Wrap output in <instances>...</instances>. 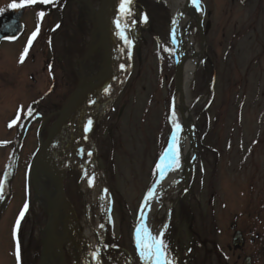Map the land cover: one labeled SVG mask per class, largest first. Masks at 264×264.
I'll return each mask as SVG.
<instances>
[{
  "label": "rangeland",
  "instance_id": "374dc122",
  "mask_svg": "<svg viewBox=\"0 0 264 264\" xmlns=\"http://www.w3.org/2000/svg\"><path fill=\"white\" fill-rule=\"evenodd\" d=\"M40 1L24 7L20 36L0 44V264H40L41 228L49 220L35 202L29 173L55 117L44 128L37 117L25 130L28 112L60 108L77 87L78 65L104 56L97 46L95 18L89 25L87 11L91 1L100 0ZM202 2L203 30L198 26L194 31V46L201 49L205 40V47L191 87L197 99L192 105L197 159L187 184L180 182L168 199L171 220L163 239L173 264H242L247 256L252 264H264V0ZM12 3L21 0H0V15ZM120 4L118 0L117 8ZM130 8L128 30L137 41L131 74L90 132L100 165L96 172L95 165H88L86 174L80 165L71 167L65 178L82 232L89 229L96 241L103 239L105 264H143L135 243L136 221L159 177L157 166L173 129L177 84L171 14L160 0H132ZM91 36L97 40L92 53ZM81 141L89 147L83 132ZM83 149L79 144L75 155L87 153ZM105 184L113 205L108 216ZM165 202L161 199L152 218L156 234L169 214ZM233 222L245 238L244 250L237 253L230 249ZM76 239L84 245L81 237ZM77 254L82 263L90 261L86 251L80 255V247ZM73 261L68 256L67 264Z\"/></svg>",
  "mask_w": 264,
  "mask_h": 264
},
{
  "label": "bare ground",
  "instance_id": "6f19581e",
  "mask_svg": "<svg viewBox=\"0 0 264 264\" xmlns=\"http://www.w3.org/2000/svg\"><path fill=\"white\" fill-rule=\"evenodd\" d=\"M164 2L171 14V24L176 33L175 47L179 53L183 56V63L181 65L180 71L177 76V87L172 99V109L170 115V121L173 127L175 124L172 120V114H176V122L179 123L181 131L179 132V149H180V163L181 167L179 170L172 171L169 170L165 174V178L160 180L159 183L152 189L154 190V197L148 200L149 206L145 210L144 220L141 223H146L147 227L151 230L153 235H159L155 233L152 218L157 212L158 207L161 205V199L166 200V209L170 213L171 205L168 199L175 196V190L178 188L180 182L185 180L187 176L190 175L193 169V159L194 153L191 147V141L189 139V129L194 123L192 105L197 99L192 94V82L195 78L196 66L201 63V52L200 48L194 46V31L198 28L202 22V11L194 7L191 0H160ZM100 1H91L88 5V22L89 25L94 21L95 12ZM116 21L120 20L121 24H130V16L121 20L120 8L116 9L114 14ZM175 21V23H174ZM113 32H115V40L118 47L117 50V63L115 71L118 72L123 69L121 65L125 66L129 59L130 50L137 45V41L132 40V44H127L120 36V29L116 24H113ZM96 39L90 37V53L93 52V46ZM104 63L100 58L97 59L95 56L91 57L89 62L83 61L78 65L77 71L80 78L88 80L95 77H99L103 73ZM122 81V75L118 78L115 85H110L100 96L99 104H105L109 101L111 95L118 88ZM102 111L100 110L99 113ZM177 135V134H176ZM87 153H82L78 155L77 158L83 163H90L91 151L87 149ZM86 150V151H87ZM85 151V152H86ZM161 160L159 165L161 164ZM165 164L167 161L164 162ZM32 186L33 195L36 204L41 205L44 210L52 215L51 220L53 222V229L49 230L47 226L41 228L42 240L47 243V252L45 259L41 264H60L59 257V242L58 237L63 232L64 228L67 226L65 223V210L63 206L58 202V193L56 189V180L44 176L40 169L36 168L32 171ZM88 202V201H87ZM57 206H59L58 211H56ZM90 207V204H89ZM70 211V209H69ZM71 212V211H70ZM72 213V212H71ZM88 217V216H87ZM88 224L91 226V223ZM92 230L98 231V228H93ZM99 233V232H98ZM84 243L93 248L96 245V238L93 236L92 231L86 229L84 232ZM77 248L73 245L69 246V251L75 255L77 259ZM139 255V252H138ZM140 258V256H139ZM141 260V258H140ZM144 264V262L141 260Z\"/></svg>",
  "mask_w": 264,
  "mask_h": 264
},
{
  "label": "water",
  "instance_id": "95a60500",
  "mask_svg": "<svg viewBox=\"0 0 264 264\" xmlns=\"http://www.w3.org/2000/svg\"><path fill=\"white\" fill-rule=\"evenodd\" d=\"M116 3L117 0H101L95 14V28L99 32L97 46H102L104 49L103 61L105 63V67L103 73L95 79L84 80L79 78L76 89L64 102L62 107L59 110L49 114V116L57 115V119L48 128L47 137L43 141H41L39 149L34 156L32 163L33 170L38 168L44 176L56 180L58 202L63 206L65 210V223L67 226L58 237L60 264H66L65 251L68 250L69 246H71L72 244H75L78 248L80 247V255L84 257V254L81 250V245L75 240V236L84 239V232H82L79 226L73 205L67 197L65 189V177L69 168V160L73 159L74 162L72 163V166L74 168L77 167V158L72 156L73 151L76 148V146L73 144L75 141H78L80 139L81 131L85 133L87 139L89 140V143L92 144L94 155H96V147L93 144V141L87 130L88 121L96 117V114L101 107H106V105L97 103L99 96L110 84L113 85L115 83L121 73V71L115 72L117 44L115 36L113 35L112 19L114 18L115 14ZM23 11V8H15L11 12L5 13L0 16V42L6 37L18 36L23 30V24L20 21L21 17L23 16ZM200 29L203 30L202 25H200ZM173 30L174 28L171 24L170 36L172 44L174 45L175 43L172 40ZM128 35L131 38L129 33ZM204 41L203 47L200 50L201 56L205 46ZM175 53L177 58L176 70L178 76L183 57L177 50L175 51ZM125 68L127 69V72L125 79L121 84L120 91L121 88L124 87L131 73V63L126 64ZM88 114L89 117L86 118ZM80 122H82L83 124H81ZM71 134H74L72 138H70ZM173 135H176L175 128L173 129L168 149L172 147ZM189 137L192 143V148L194 152H196V137L193 126H191L189 129ZM95 164L98 165L97 162H95ZM79 165L82 166L84 165V163L80 162ZM187 182L188 177L186 179V183ZM148 204V200H144L138 219V224L141 222V215L144 214V211L147 208ZM58 209L59 206H57L56 211H58ZM69 209L72 213L69 211ZM50 212L48 213L49 221L47 223V227L49 228V230H52L54 220L50 219L52 216V213L50 214ZM100 241L101 238L99 237V244ZM242 243V235L241 233H237L234 239V245L238 246L242 245ZM46 252L47 243L42 240L41 263L45 259ZM96 253H98V259L95 258L93 254L91 255V257L97 262V264H104L100 254V250L97 249ZM70 254L74 260V264H79V261L76 260L75 255L71 252ZM247 263H249V259L246 260V264ZM86 264H88L87 261Z\"/></svg>",
  "mask_w": 264,
  "mask_h": 264
},
{
  "label": "snow or ice",
  "instance_id": "6c2138e0",
  "mask_svg": "<svg viewBox=\"0 0 264 264\" xmlns=\"http://www.w3.org/2000/svg\"><path fill=\"white\" fill-rule=\"evenodd\" d=\"M37 0H21V3H12L9 5L10 8H21L27 5H31L36 3ZM43 3L54 2V0H41ZM132 0H121L120 4V13H121V20L131 15V5ZM194 7L198 8L199 10L203 11V8L200 4V0H191ZM2 11V10H0ZM44 13H39V17H43ZM147 20V17H144ZM175 23V21H174ZM117 26L120 28V36L121 38L129 45L132 44V40L129 39L126 29L128 28V24H121V21H117ZM36 33L33 34L35 37ZM172 40L175 43L176 41V33L173 30L172 33ZM31 41L29 42V44ZM26 55V52L22 54L20 62L23 63V56ZM123 67V65H121ZM107 91V90H106ZM28 115H31V111L28 112ZM176 114L173 112L172 120L175 124V130L177 135H173L172 137V147L169 148L162 156L161 165L157 166V173L159 175L160 180L165 178V174L169 171H176L179 170L181 167L180 163V149H179V132L181 131V127L179 123L176 122ZM92 121H88L89 127L91 126ZM167 161L165 164L164 162ZM94 179V178H93ZM154 190H150L147 193V200H151L154 197ZM27 208H25V211ZM24 212L22 211L20 214V219L23 218ZM144 220L143 215H141V221ZM17 228H19V220L17 221ZM163 233H160L158 236L153 235L151 230L147 227L146 223L138 224L136 227L135 232V240L136 245L139 251V256L144 264H173V261L169 258L168 255V248L166 241L162 238ZM93 256L98 259V253H93Z\"/></svg>",
  "mask_w": 264,
  "mask_h": 264
},
{
  "label": "flooded vegetation",
  "instance_id": "af4514ba",
  "mask_svg": "<svg viewBox=\"0 0 264 264\" xmlns=\"http://www.w3.org/2000/svg\"><path fill=\"white\" fill-rule=\"evenodd\" d=\"M261 199L262 198H260L259 200H258V205H260L261 203L259 202V201H261ZM232 226H233V234L235 233V231H237V230H240L238 227H236V223H233L232 224ZM257 238H259V236L257 237ZM228 246H230V244H228ZM245 246V245H244ZM244 246H241V247H233L232 246V248L230 247V249H232L235 253H237V252H241V251H243L244 250ZM193 252H194V250H193ZM196 252L197 251H195L194 253L196 254ZM239 260H242V255H239ZM243 264V263H242ZM252 264V263H251Z\"/></svg>",
  "mask_w": 264,
  "mask_h": 264
}]
</instances>
